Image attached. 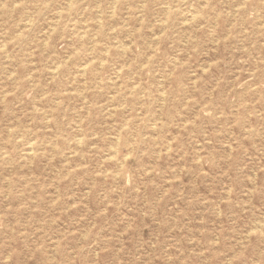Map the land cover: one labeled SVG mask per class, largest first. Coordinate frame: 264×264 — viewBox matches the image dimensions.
Instances as JSON below:
<instances>
[{
	"label": "clouds",
	"instance_id": "9594fccd",
	"mask_svg": "<svg viewBox=\"0 0 264 264\" xmlns=\"http://www.w3.org/2000/svg\"><path fill=\"white\" fill-rule=\"evenodd\" d=\"M0 264H264V0H0Z\"/></svg>",
	"mask_w": 264,
	"mask_h": 264
}]
</instances>
